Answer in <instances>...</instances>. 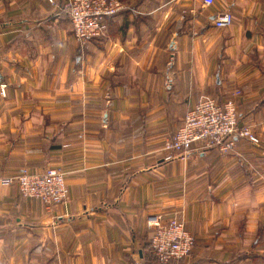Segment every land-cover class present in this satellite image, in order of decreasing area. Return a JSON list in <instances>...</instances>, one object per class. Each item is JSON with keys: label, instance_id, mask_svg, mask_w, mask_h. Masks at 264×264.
<instances>
[{"label": "crops", "instance_id": "crops-1", "mask_svg": "<svg viewBox=\"0 0 264 264\" xmlns=\"http://www.w3.org/2000/svg\"><path fill=\"white\" fill-rule=\"evenodd\" d=\"M54 1L0 0V264H158L147 217L171 211L195 244L168 264H264V0H122L85 44ZM235 91L262 145L166 158L202 95ZM48 167L60 204L3 182Z\"/></svg>", "mask_w": 264, "mask_h": 264}, {"label": "built area", "instance_id": "built-area-1", "mask_svg": "<svg viewBox=\"0 0 264 264\" xmlns=\"http://www.w3.org/2000/svg\"><path fill=\"white\" fill-rule=\"evenodd\" d=\"M215 1L203 0V4L212 6ZM124 8L122 0H64L62 4V10L70 19L72 33L80 44L103 36L107 30V19ZM233 21L232 11L224 9L215 14L213 24L221 29L231 26ZM240 93L235 91L223 101L202 95L187 111L183 124L165 141L164 149L169 152L166 158H172L175 154L189 155L196 144L203 148H216L222 153L236 150L239 138L259 145L257 134L239 124ZM3 182L17 183L23 197L39 198L47 205L60 204L68 198L66 173L58 167H48L41 171L24 168L4 178ZM147 225L150 247L158 264L179 261L191 254L195 236L186 228L178 211L151 214L147 217Z\"/></svg>", "mask_w": 264, "mask_h": 264}, {"label": "rangeland", "instance_id": "rangeland-1", "mask_svg": "<svg viewBox=\"0 0 264 264\" xmlns=\"http://www.w3.org/2000/svg\"><path fill=\"white\" fill-rule=\"evenodd\" d=\"M232 94H233V93H232ZM232 94H231V95H232ZM240 95H241V93H240ZM241 126L248 127V128H250L252 131H254V130H255V129H253V128H252V126H251V125H241ZM254 132H255V131H254ZM260 145H262V144H261V140H260Z\"/></svg>", "mask_w": 264, "mask_h": 264}]
</instances>
